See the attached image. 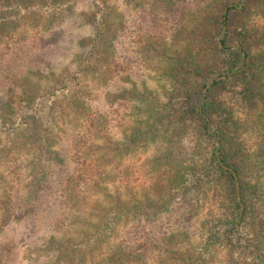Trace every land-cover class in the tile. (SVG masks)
<instances>
[{
  "label": "trees",
  "instance_id": "1",
  "mask_svg": "<svg viewBox=\"0 0 264 264\" xmlns=\"http://www.w3.org/2000/svg\"><path fill=\"white\" fill-rule=\"evenodd\" d=\"M74 1L0 0V55L19 29L59 24ZM188 1L173 0L172 8ZM109 2L90 0L83 16L93 33L79 43L77 70L44 88L50 125L40 114L18 122L11 106L0 110V139L9 142L0 145L3 161L32 156L41 165L53 120L71 116L76 124L61 193L67 217L38 255L50 253L49 264H213L225 250L233 263L264 264V27L252 23L264 15V0H211L173 22L172 43L138 44L135 52L168 85L165 99L131 86L129 62L116 47L123 15ZM24 84L22 96L34 100L37 88ZM98 96L117 108L136 101L147 116L132 127L119 123L124 136L114 139L103 107L91 105ZM7 100L20 102V95ZM141 146L153 154L134 184L131 154ZM176 204L219 212L204 221L198 241L158 249L149 240L161 232L151 221ZM12 215L0 210V231ZM13 244L0 242V264L14 261Z\"/></svg>",
  "mask_w": 264,
  "mask_h": 264
},
{
  "label": "rangeland",
  "instance_id": "2",
  "mask_svg": "<svg viewBox=\"0 0 264 264\" xmlns=\"http://www.w3.org/2000/svg\"><path fill=\"white\" fill-rule=\"evenodd\" d=\"M130 1L109 2L121 11L124 19L123 28L116 40L117 51L121 58L129 62L131 86L145 89L160 99H165L169 91L167 83L159 78L151 64L145 62L142 55L135 50L138 44L148 41L172 43L171 36L176 29L173 22L181 20L188 12L205 7L211 0H190L184 2L178 10L172 8L173 0H137L136 6ZM90 6V0H75L59 24L43 30L24 27L22 31L21 28L6 43L7 46L0 55V110L11 106L18 122L33 116V113L44 117L41 118L42 123L48 121L50 116L47 114V107L52 101L47 100L44 88H51V78H57L58 75L67 77L77 70L76 59L81 55L79 43L93 33V28L85 22L83 16L90 11ZM253 22L263 28L264 15L253 18ZM26 81H30L37 88L34 100L30 93L22 96L25 93L22 85ZM30 89L23 88L28 91ZM10 95H20V102L7 103ZM91 105L98 109L103 107L102 111L110 121L111 136L114 139L124 136V132L121 134L118 128L119 123L125 128L132 127L142 124L147 116L146 106L138 105L136 101L129 100L126 106L117 108L116 103L103 105L98 96ZM53 121L49 129L51 136L46 140L50 154L41 160V165H37L32 156L27 158L19 155L15 158L11 156L5 161L0 160V210L10 208L13 211L8 223L6 221L0 231L1 243H14V261L9 264H49L50 253L38 255L37 250L46 247L48 238L57 231L56 225L67 217V202L61 193L72 172L69 144L77 130L71 116L62 117L61 121L57 117ZM45 125H50V121ZM254 140L255 138H251L250 143L253 144ZM8 144L7 137H1L0 145ZM194 148L198 150L197 147ZM161 152L158 151L157 154L160 155ZM152 154V146L137 147L131 154L135 171L132 183L138 184L142 181V164L145 165L146 159ZM32 193L35 195L30 197ZM84 197L88 198L89 195L85 194ZM218 212L217 206L211 204L205 208L176 204L164 213L154 216L151 222L159 226L161 233L157 238L151 236L149 241L158 249L163 242L174 246V243L185 238L198 241L204 221L209 215H216ZM137 229H132V232L135 233ZM139 235L137 233L136 237ZM243 242L244 240H240L239 244L242 245ZM262 253L264 254V248L259 250L258 255L262 256ZM227 255L224 250L213 264H232ZM234 260L233 264H250L244 258Z\"/></svg>",
  "mask_w": 264,
  "mask_h": 264
}]
</instances>
